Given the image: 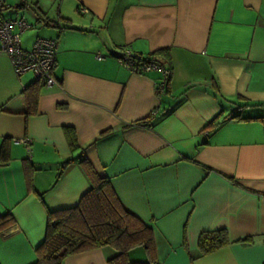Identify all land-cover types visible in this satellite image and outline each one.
<instances>
[{
    "label": "crops",
    "instance_id": "1",
    "mask_svg": "<svg viewBox=\"0 0 264 264\" xmlns=\"http://www.w3.org/2000/svg\"><path fill=\"white\" fill-rule=\"evenodd\" d=\"M6 4L5 17L24 19L26 31L38 27L21 35L24 48L44 37L58 49L56 83L39 85L30 115L23 87L37 78L15 75L0 51V147L6 139L9 152L7 164L0 162V215L10 212L15 221L0 231V264L32 263L46 211L75 206L91 188L82 158L153 229L154 252L133 248L131 261L264 264V0ZM165 48L171 75L160 93L159 70L136 73L119 62L129 51L166 67L152 54ZM150 114L151 127L132 124ZM217 116L220 124L207 127ZM65 126L75 130V149ZM217 229L229 243L200 255L199 234ZM116 254L104 246L62 264H108Z\"/></svg>",
    "mask_w": 264,
    "mask_h": 264
},
{
    "label": "trees",
    "instance_id": "2",
    "mask_svg": "<svg viewBox=\"0 0 264 264\" xmlns=\"http://www.w3.org/2000/svg\"><path fill=\"white\" fill-rule=\"evenodd\" d=\"M25 7L26 3L21 5V8ZM37 20L44 21L46 24L54 22V25L59 22L58 20L50 21L44 15H39ZM152 54L162 55L166 68L169 70V75H171L168 49H159ZM131 56L138 64L149 61L155 62L154 59L143 58L139 54H131ZM169 80L170 76L164 89L168 86ZM39 85L41 84L36 79L26 87H23L27 108L26 115L35 112ZM157 92L160 93L162 91H159L157 87ZM219 116L221 117V115ZM219 116L213 118L207 127L218 126L220 124L218 122ZM152 118L153 116L150 114L146 118L132 124L151 127L153 125ZM232 118L251 120L250 118H241L237 114L232 115ZM63 132L69 147L71 149L77 148L78 144L74 128L65 126L63 127ZM8 160L9 152L5 139L0 147V162L7 164ZM79 163L83 166V170L91 182V188L82 194L75 206L46 211L47 220L44 237L35 249L36 259L30 264H62L63 260L68 256L104 246H109L117 251V254L108 260V264L154 263L153 259L131 261L128 257L129 251L136 247H143L149 254L154 252L153 229L122 205L107 176L99 175L86 158H82ZM65 164L68 163H64L62 166H65ZM205 168L209 169L206 166ZM14 223V218L10 212L0 215V231L10 228ZM228 243L229 239L224 229L202 231L197 239L200 255L212 253Z\"/></svg>",
    "mask_w": 264,
    "mask_h": 264
},
{
    "label": "built area",
    "instance_id": "3",
    "mask_svg": "<svg viewBox=\"0 0 264 264\" xmlns=\"http://www.w3.org/2000/svg\"><path fill=\"white\" fill-rule=\"evenodd\" d=\"M7 0H0V51L9 58L15 75L21 76L26 72H33L39 83L43 86H53L56 81L52 75L56 62V53L58 42L54 38H35L30 49L21 45V35L31 27L24 19L8 18L3 15L4 10L8 8ZM86 13L87 9L81 8ZM97 55V59H101ZM119 62L136 73H143L150 70H159L162 78L158 85L159 91H163L167 80L169 79V70L158 65L154 61L138 64L133 59L131 53L126 51ZM28 143V139L19 140Z\"/></svg>",
    "mask_w": 264,
    "mask_h": 264
},
{
    "label": "rangeland",
    "instance_id": "4",
    "mask_svg": "<svg viewBox=\"0 0 264 264\" xmlns=\"http://www.w3.org/2000/svg\"><path fill=\"white\" fill-rule=\"evenodd\" d=\"M31 5V4H30ZM19 12H20V14H25L26 16L28 15V16H30L31 15V12L29 11V10H27V9H21V10H19ZM31 18V17H30ZM31 20H33V19H31ZM36 26H38L37 24H36ZM38 28V27H37ZM37 28H36V30L33 28V29H30V30H28V31H26L25 33H23L22 34V37L24 36H27L28 35V37L30 36L31 37V35H33L36 31H38L37 30ZM32 76V74L31 73H29V74H27L26 75V78H30ZM27 152V151H26ZM142 252L143 250H139L138 252ZM162 251H160V253H161ZM143 253H144V251H143Z\"/></svg>",
    "mask_w": 264,
    "mask_h": 264
}]
</instances>
